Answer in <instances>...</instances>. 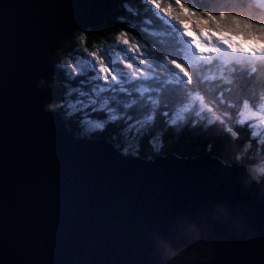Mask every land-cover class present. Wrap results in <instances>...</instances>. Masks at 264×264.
Returning <instances> with one entry per match:
<instances>
[{
	"label": "water",
	"instance_id": "water-1",
	"mask_svg": "<svg viewBox=\"0 0 264 264\" xmlns=\"http://www.w3.org/2000/svg\"><path fill=\"white\" fill-rule=\"evenodd\" d=\"M114 2L0 0V264H264V179L246 186L245 164L127 155L46 110L56 53ZM221 201L230 218H208Z\"/></svg>",
	"mask_w": 264,
	"mask_h": 264
},
{
	"label": "snow or ice",
	"instance_id": "snow-or-ice-1",
	"mask_svg": "<svg viewBox=\"0 0 264 264\" xmlns=\"http://www.w3.org/2000/svg\"><path fill=\"white\" fill-rule=\"evenodd\" d=\"M139 5H124L133 19L122 18L127 31L122 30L111 46L103 47V56L92 51L90 56L77 57L74 68H69L68 63L60 65L67 70L70 80L79 79L78 87L66 85L67 115L83 113L82 125L88 130H102L110 123L125 121L127 126L122 130L125 135L141 134L157 116H163L173 126L189 119L205 120L209 124L220 121L221 118L203 103L205 98L209 103L214 102L216 110L229 107L231 93L236 88L243 90L246 80H254L256 73L249 75L236 69L223 84H217L214 79L210 81L204 74L205 70L216 68L220 62L216 59L205 62L192 40L200 35L197 20L203 26L215 10L203 0H188V3L182 0H139ZM112 48H115L114 52ZM169 60L184 64L193 80L190 82L178 73ZM261 88L264 89V83ZM236 105L234 101L232 106ZM255 107L247 98L241 100L236 107L239 113L236 123L245 125L251 119H258L264 125V105L260 111L253 110ZM89 108L92 112L105 113L106 118H88L89 113L85 110ZM134 108L142 111V118L135 122L129 114ZM249 127L256 135L255 126Z\"/></svg>",
	"mask_w": 264,
	"mask_h": 264
},
{
	"label": "trees",
	"instance_id": "trees-1",
	"mask_svg": "<svg viewBox=\"0 0 264 264\" xmlns=\"http://www.w3.org/2000/svg\"><path fill=\"white\" fill-rule=\"evenodd\" d=\"M188 3V0H182ZM128 3L139 7V0H115L113 9L103 23L97 29L77 30L74 35L82 36V42L72 40L65 45L63 50L56 53L58 72L54 78L53 87L56 90V98L52 103L51 110L58 111L62 116L67 114L65 107V94L68 91L66 85L72 87L79 86V79L73 81L67 76V70L60 68L63 62L74 63L79 56H90L92 51H98L104 55L102 49L105 45L111 46L119 32L127 31L121 22L122 18L131 20L133 17L125 10L124 5ZM203 3L215 11L210 13V20L201 26L199 20L196 27L200 32L209 34H219L226 40L238 42H250L264 44V2L260 0H203ZM132 34L129 33V36ZM194 44V43H193ZM115 51V48H112ZM197 51V49H196ZM239 51V50H237ZM224 54V53H223ZM236 58H232V57ZM205 62L213 58H204ZM220 60L219 58H215ZM230 62L225 68L218 65L214 68V73L207 76L217 84H223L229 79L233 70L242 69L243 72H255V78L252 81L246 80V87L241 90L236 88L228 97L229 107L222 110H216L214 102L209 103L205 98L203 103L208 106L212 113L221 118L220 121L209 124L205 120L195 121L189 119L179 125H169L163 116H157L154 123L142 130L141 134L135 132L127 135L123 134V129L127 126L125 121H118L108 124L104 129L85 130L82 120L85 118L83 113H76L71 116L74 120L65 121L70 129L76 131L79 137L105 139L112 143L119 151L127 155H135L142 159L156 158L159 155L175 154L178 157H198L212 156L221 160L225 164H249L258 159H264V142L258 143L251 132L249 125H256V122H248L245 125L236 123L238 112L236 107L239 102L247 98L250 103L255 104L257 109L260 97L264 96V89L261 84L264 83V56L242 55L238 56L234 51L227 56L225 61ZM224 62V61H222ZM178 73L186 77L190 82L193 77L189 69L182 63L175 60H169ZM226 63V62H225ZM240 73L241 75L243 74ZM75 75V74H74ZM223 77V80L220 78ZM236 106H232L233 102ZM241 109V107H240ZM89 113L88 118L104 119L106 114L103 112H92L91 108L85 110ZM133 116V122L142 118L140 109L130 110ZM155 140V143L153 141ZM237 155L241 160L237 161Z\"/></svg>",
	"mask_w": 264,
	"mask_h": 264
},
{
	"label": "rangeland",
	"instance_id": "rangeland-1",
	"mask_svg": "<svg viewBox=\"0 0 264 264\" xmlns=\"http://www.w3.org/2000/svg\"><path fill=\"white\" fill-rule=\"evenodd\" d=\"M260 1L264 2V0H260ZM73 38L75 41L77 39V40L82 42V36H80V35H74ZM205 40H207V43L204 42ZM214 40H215V42H213ZM192 43H194L193 46L197 49V53L199 54V56L202 58H206V60H207V58H220V59L225 60L226 57L230 56V54L233 53L234 51L237 52L238 56H240V54L258 56V57L264 56V44L259 45L258 43H250V42H243V43L238 42V43H236L233 40H226L225 38H223L219 34L213 35V34H209L207 32H200L199 36H194ZM237 50H239V51H237ZM232 58H236V57L234 56ZM226 61L230 62L229 60H226ZM64 63H67V62H64ZM61 64H63V62ZM56 65H57V63H56ZM68 65H69V68H74V63H72V64L68 63ZM56 68H57V72H58V67H56ZM73 74H75V73H73ZM56 75H57V73H56ZM55 76H54V78H55ZM53 82H54V80H53ZM55 92H56V90H55ZM52 103L48 104L46 106V110H51L50 108H52V106H53ZM261 105H264V96L260 97V101L258 103L257 109H253V110L260 111ZM240 110L241 111L243 110L242 107ZM64 116L67 117V120L69 123H71L70 121L74 120V118L72 119L67 114H65ZM64 116H62V117L65 118ZM238 118H239V114H238ZM248 122H256V125H258V128L255 127L256 135H253V131L251 132V134H252V136L255 137L256 141L261 144V142L264 140V125H262L258 119H251ZM66 124H67V122H66ZM67 127L69 128L68 125H67ZM85 130H87V129L85 128ZM75 136L78 138H81V139L87 138V137H79L76 134H75ZM91 140H97V139L91 138ZM100 140L107 141L105 139H100ZM213 158H215V157H213ZM256 159L260 160L261 158H256ZM227 165H230V164H227Z\"/></svg>",
	"mask_w": 264,
	"mask_h": 264
},
{
	"label": "clouds",
	"instance_id": "clouds-1",
	"mask_svg": "<svg viewBox=\"0 0 264 264\" xmlns=\"http://www.w3.org/2000/svg\"><path fill=\"white\" fill-rule=\"evenodd\" d=\"M94 139H98V138H94ZM263 142L264 140L261 143ZM159 156H165V155H159ZM192 158H196V157H192ZM153 159H155V157ZM236 159L237 161H240L242 158L241 156L237 155ZM262 179H264V159L257 160L254 163L245 164L244 182L246 186L250 185L252 181H255L256 183L259 184ZM208 218L217 219V220L229 219L230 212L228 206L222 201L213 204L208 213ZM180 221L181 223H183L188 227L189 233L194 237L199 238L201 235L203 236L207 235L208 219H195L191 216H185L182 217ZM199 257H200V253L196 248L182 249L179 253H177L176 250H171L170 252V258L197 260Z\"/></svg>",
	"mask_w": 264,
	"mask_h": 264
},
{
	"label": "bare ground",
	"instance_id": "bare-ground-1",
	"mask_svg": "<svg viewBox=\"0 0 264 264\" xmlns=\"http://www.w3.org/2000/svg\"><path fill=\"white\" fill-rule=\"evenodd\" d=\"M213 59H215V58H213ZM219 59H220V58H219ZM222 61H224V62H222ZM219 62H220V63H219L220 66H219V65H218V66H219L220 68H221V67H222V68H225V67L228 65V63H229V62H227V61H225V60H223V59H220ZM225 62H226V63H225ZM213 74H215V73H214V68H212V69H207V76H211V75H213Z\"/></svg>",
	"mask_w": 264,
	"mask_h": 264
}]
</instances>
